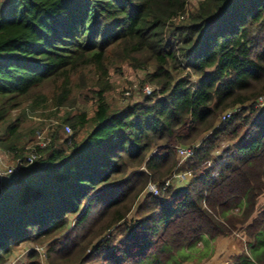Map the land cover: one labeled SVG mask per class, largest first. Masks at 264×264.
<instances>
[{
  "label": "trees",
  "instance_id": "16d2710c",
  "mask_svg": "<svg viewBox=\"0 0 264 264\" xmlns=\"http://www.w3.org/2000/svg\"><path fill=\"white\" fill-rule=\"evenodd\" d=\"M108 53L151 67V95L110 107ZM87 68L92 115L65 114L2 183L0 264L45 243L47 264H199L217 237L239 234V259L264 264V0H0V149L12 161L37 129L10 112L71 107L72 77ZM185 172L186 184L164 186ZM150 183L157 194L137 202ZM26 260L40 264L34 249Z\"/></svg>",
  "mask_w": 264,
  "mask_h": 264
},
{
  "label": "rangeland",
  "instance_id": "374dc122",
  "mask_svg": "<svg viewBox=\"0 0 264 264\" xmlns=\"http://www.w3.org/2000/svg\"><path fill=\"white\" fill-rule=\"evenodd\" d=\"M200 1L202 0H187V9L192 10ZM104 65L108 73L107 79L104 80L109 85V88L105 92L104 96L106 102L110 105V107L121 108L128 103L142 100L143 94L141 89L143 86L148 85L146 82H143L144 74L150 72L151 67H147L145 69L132 68L129 66L128 63L120 61L118 57L112 55V53H108ZM80 75V80L77 78V76L72 77L71 93L69 96L73 103L71 107L63 106L55 108L48 103L35 108V110H29V103L25 102L19 108H16L10 112L11 119L16 118L22 113H25L26 121L24 123V127L26 129L31 127L34 128L33 130L47 128L49 133L50 128L52 126H57L61 123L63 124L62 119L67 113L73 115L84 112L88 116H91L95 107L96 98L94 96V91L95 83L98 78L93 73L92 68L81 70ZM44 93H49L48 89H46ZM126 93H128V95H126ZM70 134H72V132H70ZM62 135L65 137V135L67 134L63 132ZM1 162V165L9 166L12 164L13 161L11 160V157L7 155L6 157L3 156L1 158ZM187 178L182 181H178L176 178L173 177V179H171L169 183L172 184L174 187H180L186 184L185 182L187 181ZM145 194H149L147 186L145 187V189H143L137 202H139L141 196ZM92 216L97 217L98 212H96ZM128 217H134V209L130 212ZM69 230L70 227H68L67 231ZM67 231L63 232V235L60 234L57 237V240H62L63 236L67 234ZM113 233L117 234L115 231ZM47 244L48 243H45L42 246H23L12 253L6 264H28V261L26 260L27 252L32 249L35 250L37 247H41L43 248L45 253L46 247L44 248L43 246H46ZM38 254L39 263L47 264L46 258L40 256V252H38Z\"/></svg>",
  "mask_w": 264,
  "mask_h": 264
},
{
  "label": "built area",
  "instance_id": "2783aa9c",
  "mask_svg": "<svg viewBox=\"0 0 264 264\" xmlns=\"http://www.w3.org/2000/svg\"><path fill=\"white\" fill-rule=\"evenodd\" d=\"M183 16H180L179 19H182ZM143 96H150L153 88L151 86L145 85L142 87L141 89ZM126 95H128V93H126ZM257 104L258 106H262L264 105V96L260 97L257 99ZM240 107H235L233 109H230L228 111H226L225 113L222 114L221 116V120H227L233 113L239 111ZM63 131L67 134V135H71L70 132V128L67 125L63 126ZM33 144L29 145L26 147V152L24 154V158L23 159H16L12 162L11 165L9 166H4L1 165V158L4 156L6 157L7 155L10 156L8 154V152L6 151H2L0 149V191L2 190V180L7 178V176L14 174L15 176L19 177L22 168L31 165L37 158V151H36V147L38 149H43L47 146V144L50 141V137L48 135V129H37L34 132V136H33ZM192 154V148H187V147H177V155L180 159V161L186 159L187 157L191 156ZM218 175V170H216L215 172H213V174L211 175V177L214 179L216 178ZM190 173H180V174H176L173 177L176 178L178 181H182L185 178L189 177ZM169 183V181L165 182L164 186H167ZM148 188V193L155 195L157 194V188L153 185V184H148L147 185ZM36 251L40 252V256H42L43 258L45 257V253L43 248L41 247H37L35 249Z\"/></svg>",
  "mask_w": 264,
  "mask_h": 264
},
{
  "label": "crops",
  "instance_id": "0c3cea01",
  "mask_svg": "<svg viewBox=\"0 0 264 264\" xmlns=\"http://www.w3.org/2000/svg\"><path fill=\"white\" fill-rule=\"evenodd\" d=\"M213 250L208 259L199 264H244L239 256L246 248V239L243 235L219 236L213 242ZM243 261V262H242ZM184 264H198L186 262Z\"/></svg>",
  "mask_w": 264,
  "mask_h": 264
},
{
  "label": "water",
  "instance_id": "95a60500",
  "mask_svg": "<svg viewBox=\"0 0 264 264\" xmlns=\"http://www.w3.org/2000/svg\"><path fill=\"white\" fill-rule=\"evenodd\" d=\"M18 179H19V177L15 176L14 174H11V175L7 176V178L3 179L2 183H6V182L11 183V182H14Z\"/></svg>",
  "mask_w": 264,
  "mask_h": 264
}]
</instances>
